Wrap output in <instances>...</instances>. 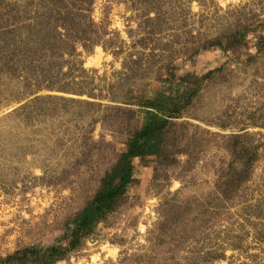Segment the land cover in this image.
Wrapping results in <instances>:
<instances>
[{"label": "rangeland", "instance_id": "1", "mask_svg": "<svg viewBox=\"0 0 264 264\" xmlns=\"http://www.w3.org/2000/svg\"><path fill=\"white\" fill-rule=\"evenodd\" d=\"M84 1L0 0V264H264V0ZM158 94L159 153L84 231Z\"/></svg>", "mask_w": 264, "mask_h": 264}, {"label": "trees", "instance_id": "2", "mask_svg": "<svg viewBox=\"0 0 264 264\" xmlns=\"http://www.w3.org/2000/svg\"><path fill=\"white\" fill-rule=\"evenodd\" d=\"M79 1L83 2L84 0ZM71 6V9H75L77 12H80L82 17L85 11H89V8H84L83 5L72 3ZM81 6L82 8H80ZM55 19L57 21L61 20L60 14H57ZM253 29L254 26H247L243 29L240 28L233 30L230 32L231 34L226 33L216 41H209V45H219L227 50H236L243 46L242 43L246 41L248 32ZM80 39L86 47L87 43L91 42L87 35H82ZM93 45L94 42L92 41L89 46L91 47ZM206 47L207 46H203V48ZM139 105L144 109L145 123L143 127L136 131L130 138L127 150L122 153L114 170L104 180L102 190L97 194L96 199L80 214L82 218L81 226L84 231L88 229L91 231L96 223L104 217L106 212L114 207L117 198L124 193V190L126 189L127 184L131 181L133 175L131 167L132 158L135 156H145L159 153L160 147L163 143L162 137L169 124V118L174 114L180 113L182 108L181 101L171 94L143 96L139 100ZM57 250L58 249L55 246L48 247L45 250L46 252H50L49 257L47 258L52 259V254L57 252Z\"/></svg>", "mask_w": 264, "mask_h": 264}]
</instances>
